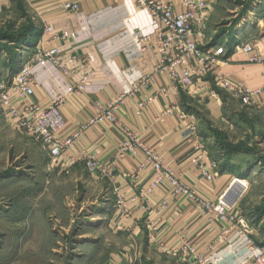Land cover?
Listing matches in <instances>:
<instances>
[{
  "label": "crops",
  "instance_id": "1",
  "mask_svg": "<svg viewBox=\"0 0 264 264\" xmlns=\"http://www.w3.org/2000/svg\"><path fill=\"white\" fill-rule=\"evenodd\" d=\"M157 1L175 9H179L183 2ZM0 2L8 7L10 0ZM65 2H76L79 10L73 14L65 11ZM20 4L27 8L24 13L40 28L35 47L45 39L43 26H51L59 39L51 45L58 48L59 59L67 71L65 75L51 64L36 60L32 74L37 87L32 100L45 106L57 94H67L83 81L88 82L80 97L69 95L65 98L61 113L66 129L62 137L87 120L92 114L93 101L103 102L126 92L132 83L152 72L157 63L156 50L139 48L133 41L134 33H150L151 27L148 14L129 0H20ZM207 24L208 17L205 32ZM243 41L219 44L229 55L217 60L213 75L230 81L241 80L252 88L259 87L264 82V67L249 63L247 56L235 50ZM202 44L208 47V36H204ZM159 88L168 90L167 95L156 98L140 115H135L134 102L141 96L127 104L119 116L121 129L135 133L140 143L164 158L176 172L184 174L197 196L205 200L221 199L229 207L236 206L245 193L246 186L242 185L246 181L231 179V174L221 171L212 161L208 147L204 148L207 164L216 166L212 183L205 182L192 171L189 161L193 145L203 144L197 132L194 99L197 96L206 99L208 104H217L214 91L220 88L214 77L206 78L191 89H182L172 86L165 75H157L150 90ZM215 107L220 109L218 105ZM246 109L264 113V102L257 108ZM164 111L166 116L155 121L156 116ZM190 127L195 128V135L190 132ZM125 140L122 130L103 124L86 131L71 153L75 155L88 149L96 154L97 167L89 175L92 183L107 193L109 200L113 199L114 210L110 217L114 229L124 230L132 239L145 240L148 250L157 242L169 244L183 236L197 244L201 251L210 253V259L216 264L247 262L248 246L253 242L247 230L236 227L225 241H216L219 226L205 224L198 209L187 207L182 199H172L165 190L158 189L140 201L139 190L149 182L152 173L139 170L140 158L120 155L118 149ZM80 166L85 168L78 162L70 166L69 171ZM115 188L117 192H114ZM117 196L125 203L126 214H121L116 207ZM163 256L168 262L173 261L171 255Z\"/></svg>",
  "mask_w": 264,
  "mask_h": 264
},
{
  "label": "rangeland",
  "instance_id": "2",
  "mask_svg": "<svg viewBox=\"0 0 264 264\" xmlns=\"http://www.w3.org/2000/svg\"><path fill=\"white\" fill-rule=\"evenodd\" d=\"M26 9L20 0L0 4V83H10L35 54L41 31ZM209 10L208 47L264 37V0H217ZM214 96L217 104L195 96L198 135L214 163L247 182L234 208L253 243L264 244V113L221 89ZM68 171L47 159L41 140L0 112V264H186L168 262L145 240L116 231L113 199L83 166Z\"/></svg>",
  "mask_w": 264,
  "mask_h": 264
},
{
  "label": "built area",
  "instance_id": "3",
  "mask_svg": "<svg viewBox=\"0 0 264 264\" xmlns=\"http://www.w3.org/2000/svg\"><path fill=\"white\" fill-rule=\"evenodd\" d=\"M124 1V0H122ZM150 18L151 32L145 34L134 33L133 41L139 48L154 49L157 52V63L152 72L132 83L126 92L115 94L106 101L92 102V114L76 129L62 137L66 129V122L61 113V107L66 96L80 97L88 86L83 81L67 94H57L45 106L32 100L37 82L32 74V65L36 60L51 64L60 72L67 74L60 59L59 50L51 43L59 40L51 26L42 28L43 43L35 47L32 59L23 66L10 83H0V112L4 118L18 130L42 142L45 156L52 162H57L62 171L67 172L70 166L82 163L89 173L97 167L96 154L90 150H82L71 155L75 145L83 134L103 124L122 130L126 140L119 146L120 155L140 158L139 170H149L152 177L139 190V200H144L158 189L165 190L172 199H182L187 207H194L200 211V219L207 225L219 226L216 241H225L234 228L242 231L245 223L239 216L237 209L229 207L223 200H205L197 196L189 180L184 174L176 172L164 158L152 152L140 143L137 135L132 131L121 129L120 118L127 104L134 102L135 115L148 109L154 100L167 95L164 88L150 90L151 84L157 75H165L172 86L182 89H191L208 77L213 76L218 87L229 97L239 102L243 107L257 108L264 102V82L261 86L252 88L241 80L230 81L214 74V65L217 60L225 56L223 47H203L205 24L211 5L217 0H183L179 9L157 0H129ZM63 9L76 13L79 5L76 2H65ZM251 64L264 67V37L251 34L246 40L235 47ZM264 79V77H263ZM167 112L156 116L159 121ZM195 135V128L190 127ZM191 170L195 171L207 183L214 181L215 165L207 164V153L200 143L193 145L192 155L189 158ZM117 192V189H114ZM116 207L121 214L127 213V207L117 196ZM157 251L171 255L186 264H216L210 259V253L201 251L197 244L181 236L174 242L166 244L157 242ZM249 259L244 264H264V246H248Z\"/></svg>",
  "mask_w": 264,
  "mask_h": 264
},
{
  "label": "trees",
  "instance_id": "4",
  "mask_svg": "<svg viewBox=\"0 0 264 264\" xmlns=\"http://www.w3.org/2000/svg\"><path fill=\"white\" fill-rule=\"evenodd\" d=\"M230 44H231V43H230ZM205 48H206V47H205ZM227 54L229 55V53H227ZM208 78H209V77H208ZM215 90L218 91V89H215ZM227 167H228V166H226V165L224 164V165H222L221 168L219 167V169H220L221 171H223V170H224V171H228V170H229V167H228V168H227ZM231 171H234V169L232 168ZM237 176L239 177V176H241V174H240V175H237ZM259 246H264V244H260V243H259Z\"/></svg>",
  "mask_w": 264,
  "mask_h": 264
},
{
  "label": "bare ground",
  "instance_id": "5",
  "mask_svg": "<svg viewBox=\"0 0 264 264\" xmlns=\"http://www.w3.org/2000/svg\"><path fill=\"white\" fill-rule=\"evenodd\" d=\"M260 25H258V27H260L261 26V23H259Z\"/></svg>",
  "mask_w": 264,
  "mask_h": 264
},
{
  "label": "water",
  "instance_id": "6",
  "mask_svg": "<svg viewBox=\"0 0 264 264\" xmlns=\"http://www.w3.org/2000/svg\"><path fill=\"white\" fill-rule=\"evenodd\" d=\"M212 45H213V44H212ZM212 45H211V46H212Z\"/></svg>",
  "mask_w": 264,
  "mask_h": 264
}]
</instances>
